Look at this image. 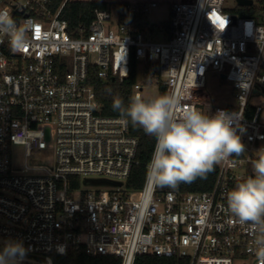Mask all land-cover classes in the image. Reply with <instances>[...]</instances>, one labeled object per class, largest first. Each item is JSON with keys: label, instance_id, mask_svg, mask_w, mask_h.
I'll list each match as a JSON object with an SVG mask.
<instances>
[{"label": "built area", "instance_id": "1", "mask_svg": "<svg viewBox=\"0 0 264 264\" xmlns=\"http://www.w3.org/2000/svg\"><path fill=\"white\" fill-rule=\"evenodd\" d=\"M67 1L0 0L28 36L13 52L0 34V238H22L30 264L80 249L121 264L140 255L258 264L251 233L232 217L226 196L254 174L264 146V9L254 18L234 14L226 0L177 2L156 23V1L110 5L95 10L86 35L73 37L61 18ZM132 57L143 65L134 94L155 83L179 100L178 115L224 110L239 126L246 151L217 164L211 190L153 187L147 172L140 189L127 188L139 140L125 118L102 114L88 76L95 67L100 78L123 80ZM210 72L225 74L228 85L208 92ZM50 141L54 164L42 165L38 155ZM14 146L31 162L16 167ZM90 176L104 177L108 188L84 187Z\"/></svg>", "mask_w": 264, "mask_h": 264}, {"label": "clouds", "instance_id": "2", "mask_svg": "<svg viewBox=\"0 0 264 264\" xmlns=\"http://www.w3.org/2000/svg\"><path fill=\"white\" fill-rule=\"evenodd\" d=\"M0 34L8 38L13 52L28 44L27 30L18 25L7 8H0ZM179 100L167 94L145 97L134 94L129 103L115 97L113 111L154 137L155 145L147 166L153 187L175 188L206 178L214 166L232 156H240L246 146L224 110L205 113L195 107L176 112ZM252 161L253 175L238 182L227 193V208L232 217L248 227L258 264H264V146ZM31 246L22 238L0 240V264H30Z\"/></svg>", "mask_w": 264, "mask_h": 264}, {"label": "trees", "instance_id": "3", "mask_svg": "<svg viewBox=\"0 0 264 264\" xmlns=\"http://www.w3.org/2000/svg\"><path fill=\"white\" fill-rule=\"evenodd\" d=\"M156 1L160 4L172 5L177 2H193L194 0H68L61 12V18L68 22V31L73 37H80L88 33L89 25L94 19L96 9H106L114 5L124 9L127 5L135 2ZM264 9V0H255L250 6H236L233 13L238 16L259 18ZM96 68H92L88 76V82L94 87L96 99L99 102L102 114L106 116H120L113 111L112 102L115 97L121 98L125 105L129 98L134 95L133 86L137 81V63L132 57L130 62V74L120 80L117 76L110 75L106 79L98 77ZM162 95L165 89L160 87ZM131 135L139 140L137 157L140 163L134 167L126 186L129 190H138L143 186L147 163L154 150V137L145 134L139 126H134L128 120ZM217 177V165L214 170L207 174L206 178H197L192 183L181 182V193L205 192L213 188ZM53 264H121V259L115 256L100 254H88L84 250H70L66 254L53 255ZM134 264H188L186 258H164L155 255H140Z\"/></svg>", "mask_w": 264, "mask_h": 264}, {"label": "rangeland", "instance_id": "4", "mask_svg": "<svg viewBox=\"0 0 264 264\" xmlns=\"http://www.w3.org/2000/svg\"><path fill=\"white\" fill-rule=\"evenodd\" d=\"M237 0H226L225 8L232 9L236 7ZM170 7L168 4H159V6L151 12V21L156 23L165 22L169 18ZM156 39V38H153ZM142 63L138 64L137 69V80L141 81L143 79V68ZM224 85H228V82L221 78L220 76L210 72L207 75V91L210 93H216L222 89ZM140 95L145 97H154L158 95H162L160 87L153 83L145 86L143 90L140 92ZM221 99H218L220 101ZM54 143L52 141L49 142L48 148L42 150L38 155V163L42 165L53 166L54 164ZM14 165L16 167H22L25 162H31V159H27L25 161L24 157V147L22 146H14ZM89 182L84 185V187L88 189H107L108 184L103 181L104 177L99 176H90ZM0 240H2L0 238Z\"/></svg>", "mask_w": 264, "mask_h": 264}, {"label": "water", "instance_id": "5", "mask_svg": "<svg viewBox=\"0 0 264 264\" xmlns=\"http://www.w3.org/2000/svg\"><path fill=\"white\" fill-rule=\"evenodd\" d=\"M237 3L241 6H250L254 3L253 0H237ZM221 77L224 79L226 77L225 74H222ZM180 185H181V182L178 183V185L175 187V188H170V187H167L165 186L164 188H168V189H175V190H178L180 189Z\"/></svg>", "mask_w": 264, "mask_h": 264}, {"label": "snow or ice", "instance_id": "6", "mask_svg": "<svg viewBox=\"0 0 264 264\" xmlns=\"http://www.w3.org/2000/svg\"><path fill=\"white\" fill-rule=\"evenodd\" d=\"M220 27H221V28H223V27H224V24H223V22H221V24H220Z\"/></svg>", "mask_w": 264, "mask_h": 264}]
</instances>
